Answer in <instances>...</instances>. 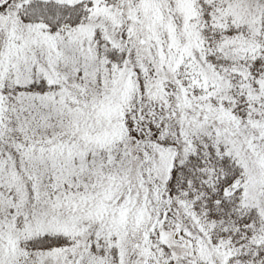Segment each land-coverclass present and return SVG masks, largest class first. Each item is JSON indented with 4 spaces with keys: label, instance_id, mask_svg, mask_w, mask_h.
<instances>
[{
    "label": "snow or ice",
    "instance_id": "obj_1",
    "mask_svg": "<svg viewBox=\"0 0 264 264\" xmlns=\"http://www.w3.org/2000/svg\"><path fill=\"white\" fill-rule=\"evenodd\" d=\"M0 264H264V0H0Z\"/></svg>",
    "mask_w": 264,
    "mask_h": 264
}]
</instances>
